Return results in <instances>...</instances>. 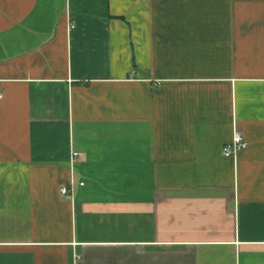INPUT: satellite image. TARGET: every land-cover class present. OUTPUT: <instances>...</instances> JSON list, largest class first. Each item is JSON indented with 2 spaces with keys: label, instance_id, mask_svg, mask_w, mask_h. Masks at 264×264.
<instances>
[{
  "label": "crops",
  "instance_id": "0c3cea01",
  "mask_svg": "<svg viewBox=\"0 0 264 264\" xmlns=\"http://www.w3.org/2000/svg\"><path fill=\"white\" fill-rule=\"evenodd\" d=\"M0 94V264H264V0H0Z\"/></svg>",
  "mask_w": 264,
  "mask_h": 264
},
{
  "label": "built area",
  "instance_id": "2783aa9c",
  "mask_svg": "<svg viewBox=\"0 0 264 264\" xmlns=\"http://www.w3.org/2000/svg\"><path fill=\"white\" fill-rule=\"evenodd\" d=\"M2 97V95L0 94V98ZM248 147V142L245 139V137L243 136V134L239 131H237L232 140L228 143H226L223 146V154L226 157H236L237 155H239L244 149H246ZM74 156L79 155L78 152H74L73 153ZM62 192L63 193H68L69 192V188L68 187H63L62 188Z\"/></svg>",
  "mask_w": 264,
  "mask_h": 264
}]
</instances>
